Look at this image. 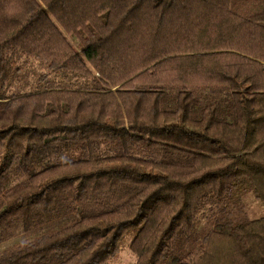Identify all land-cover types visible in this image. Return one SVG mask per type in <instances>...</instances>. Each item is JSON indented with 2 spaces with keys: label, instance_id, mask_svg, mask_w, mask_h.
Returning <instances> with one entry per match:
<instances>
[{
  "label": "trees",
  "instance_id": "trees-1",
  "mask_svg": "<svg viewBox=\"0 0 264 264\" xmlns=\"http://www.w3.org/2000/svg\"><path fill=\"white\" fill-rule=\"evenodd\" d=\"M250 195L264 0H0V264H264Z\"/></svg>",
  "mask_w": 264,
  "mask_h": 264
},
{
  "label": "rangeland",
  "instance_id": "rangeland-1",
  "mask_svg": "<svg viewBox=\"0 0 264 264\" xmlns=\"http://www.w3.org/2000/svg\"><path fill=\"white\" fill-rule=\"evenodd\" d=\"M247 206L248 216L251 219H257L264 215V209L262 205L254 199L251 195L246 198L245 202ZM212 226L207 227L206 223H202L199 227H197L194 233V240L199 241L202 236L207 233ZM136 231H131L122 241L120 248L118 250L117 257L110 262V264H134L136 261L135 256L129 249V245L134 238ZM191 246L187 247V250L190 249Z\"/></svg>",
  "mask_w": 264,
  "mask_h": 264
}]
</instances>
